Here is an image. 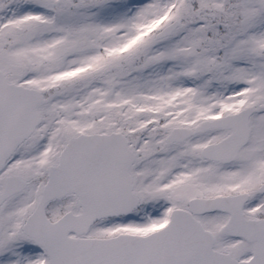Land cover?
I'll return each instance as SVG.
<instances>
[{"label":"snow or ice","instance_id":"1","mask_svg":"<svg viewBox=\"0 0 264 264\" xmlns=\"http://www.w3.org/2000/svg\"><path fill=\"white\" fill-rule=\"evenodd\" d=\"M0 264H264V0H0Z\"/></svg>","mask_w":264,"mask_h":264}]
</instances>
